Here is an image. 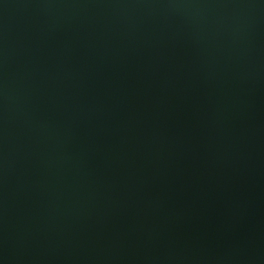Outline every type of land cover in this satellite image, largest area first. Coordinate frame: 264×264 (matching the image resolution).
<instances>
[{
	"label": "water",
	"instance_id": "1",
	"mask_svg": "<svg viewBox=\"0 0 264 264\" xmlns=\"http://www.w3.org/2000/svg\"><path fill=\"white\" fill-rule=\"evenodd\" d=\"M0 264H264V0H0Z\"/></svg>",
	"mask_w": 264,
	"mask_h": 264
}]
</instances>
